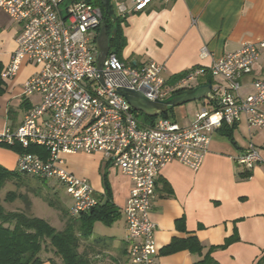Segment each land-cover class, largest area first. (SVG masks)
<instances>
[{
  "label": "built area",
  "instance_id": "1",
  "mask_svg": "<svg viewBox=\"0 0 264 264\" xmlns=\"http://www.w3.org/2000/svg\"><path fill=\"white\" fill-rule=\"evenodd\" d=\"M127 1L132 7L117 5V17L172 0ZM0 10L18 27L16 48L1 78H14L23 62L35 65L38 70L24 82L21 94L41 97L17 128L0 134V145L21 149L17 155L21 174L43 181L53 179L65 188L73 217L95 208L99 199L87 179L63 168L61 155L102 154L105 162L131 181L123 210L128 256L133 264H156L157 226L149 219V210L160 171L173 161L197 171L214 130L232 125L241 115H245L248 128L264 133V78L252 83L250 94H239V78L250 73L264 55V39L244 44L212 63L208 72L223 78L226 91L214 108L197 113L192 124L181 127L160 117L143 125L138 112L118 94L119 89L139 92L150 101L164 100L188 88L205 69H190L170 85L162 64L149 61L134 66L110 52L98 71L96 38L103 13L83 0H0ZM31 146L43 148L45 157L25 152ZM260 162L253 146L236 158L246 170Z\"/></svg>",
  "mask_w": 264,
  "mask_h": 264
},
{
  "label": "crops",
  "instance_id": "2",
  "mask_svg": "<svg viewBox=\"0 0 264 264\" xmlns=\"http://www.w3.org/2000/svg\"><path fill=\"white\" fill-rule=\"evenodd\" d=\"M112 2L116 6L125 5L126 0ZM112 9L116 16L113 6ZM130 13L120 18L125 44L116 55L122 62L134 66L149 61L162 64L170 85L188 70L204 68L207 72L184 90L210 83L218 99L225 93L227 84L221 77L210 76L208 68L244 44H256L264 39V0H172L155 2L143 12ZM2 32L1 73L16 48L18 27ZM37 70V66L23 62L14 78L2 80L0 134L17 128L30 106L39 102L38 95L21 94L22 85ZM261 78H264V55L250 73L239 78V94H250L252 83ZM217 100H199L190 119L187 112L178 117L174 108L167 112V117L181 127L188 126L203 108H214ZM214 131L197 171L173 161L156 177L155 199L149 210V219L157 226L156 264H196L206 254L216 264H264V133L248 128L245 115L232 125L224 124ZM251 146L256 148L262 162L246 170L236 163V158ZM15 148L0 145V166L17 170ZM61 159L64 169L88 180L99 200L104 196L102 176L105 175L111 201L120 212V217L110 226L96 222L92 235L81 240L79 252L88 257L90 264H133L128 256L123 216L131 190L129 178L105 162L100 153L62 154ZM55 224L60 230L64 222L57 218ZM234 235L237 241L222 247L226 238ZM190 237L202 247L200 253L187 248L164 253L173 240L181 242ZM210 248L214 250L210 252Z\"/></svg>",
  "mask_w": 264,
  "mask_h": 264
},
{
  "label": "trees",
  "instance_id": "3",
  "mask_svg": "<svg viewBox=\"0 0 264 264\" xmlns=\"http://www.w3.org/2000/svg\"><path fill=\"white\" fill-rule=\"evenodd\" d=\"M93 6L99 7L103 13V21L110 30L111 20L104 12L100 0H83ZM121 19L116 16V36L110 42L111 51L116 54L124 46L125 41L121 36ZM1 71V66H0ZM207 70H205V73ZM1 73V72H0ZM210 75V74H209ZM211 76V75H210ZM3 93V82L0 77V95ZM138 115V113H137ZM168 118L167 112L160 115ZM155 119L145 116L143 125L151 124ZM15 150L21 151L19 147ZM25 152L40 154L45 157V150L40 147L31 146ZM17 170H7L0 166V191L7 182L21 180L22 176ZM26 176V175H25ZM249 177V176H248ZM104 196L100 198L99 204L89 212L79 216H70L69 209L48 204L56 211L62 213L60 217L64 222L63 227L58 230L46 220L35 217L27 211L30 203L26 196L15 191H8L3 199L0 198V264H90L88 257L79 252L81 240L89 238L93 232L96 222L106 226L112 225L119 217L118 208L112 203L109 192L108 182L102 176ZM22 200L26 209L9 210L5 204L13 203L15 200ZM237 241V237L226 238L222 247ZM187 248L191 251L200 253L202 247L194 237L187 238L185 241L173 240L165 249L164 253H174L177 249ZM214 248H210V252ZM48 255V256H46ZM206 254L201 262L196 264H216L215 261Z\"/></svg>",
  "mask_w": 264,
  "mask_h": 264
},
{
  "label": "rangeland",
  "instance_id": "4",
  "mask_svg": "<svg viewBox=\"0 0 264 264\" xmlns=\"http://www.w3.org/2000/svg\"><path fill=\"white\" fill-rule=\"evenodd\" d=\"M114 10L116 9V4L111 3ZM125 7L130 9L132 7L131 3L126 0ZM131 13H128L129 16ZM16 28L15 24L0 11V41L3 36L2 31L9 32L10 30ZM198 101L190 102L179 107L174 108V112L178 117L181 114L187 112L189 114V119L192 116L194 108L197 107ZM138 120L140 122L145 121V115L138 112ZM21 180L9 181L5 184L3 189L0 191V198L3 199L8 191H15L18 194H22L29 200L30 206L28 212L35 217L42 218L52 226H56L57 218L62 216V213L56 211L48 204H54L62 208H67L71 204V199L67 195L65 188H63L56 180L50 179L48 181L38 180L30 176L21 175ZM5 207L9 210L12 209H26L25 204L22 200H15L13 203L5 204ZM53 223V224H52ZM54 226V227H55ZM48 256V255H46Z\"/></svg>",
  "mask_w": 264,
  "mask_h": 264
},
{
  "label": "water",
  "instance_id": "5",
  "mask_svg": "<svg viewBox=\"0 0 264 264\" xmlns=\"http://www.w3.org/2000/svg\"><path fill=\"white\" fill-rule=\"evenodd\" d=\"M99 2L102 4L105 14L112 23L111 29L108 30L103 21L100 24L96 38L97 56L95 57V64L96 68H98L97 70L101 71L106 57L111 52L110 42H112V39L116 36V16L113 12L110 0H100ZM211 90L212 86L208 83L194 89L176 92L164 100L157 101H150L141 93L128 89H119L118 94L125 98L134 111L155 119V117L168 112L170 109L190 102L199 100H208L212 102L217 100L218 98L213 95Z\"/></svg>",
  "mask_w": 264,
  "mask_h": 264
}]
</instances>
